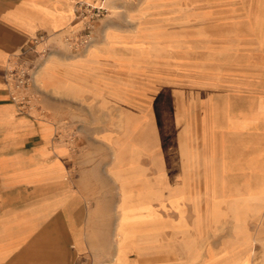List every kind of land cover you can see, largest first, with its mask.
<instances>
[{
  "label": "rangeland",
  "instance_id": "rangeland-1",
  "mask_svg": "<svg viewBox=\"0 0 264 264\" xmlns=\"http://www.w3.org/2000/svg\"><path fill=\"white\" fill-rule=\"evenodd\" d=\"M257 6L104 0L76 14L79 29L41 50L44 59L64 61L92 44L101 48L78 71L36 85L56 137L75 153L84 147L89 170L105 174L106 218L117 217L115 203L153 204L160 219L181 221L174 234L186 236L187 249L201 236L203 263L210 251H228L238 264H258L264 248V18ZM111 223L100 243L107 251ZM247 253L254 258H241Z\"/></svg>",
  "mask_w": 264,
  "mask_h": 264
},
{
  "label": "crops",
  "instance_id": "crops-1",
  "mask_svg": "<svg viewBox=\"0 0 264 264\" xmlns=\"http://www.w3.org/2000/svg\"><path fill=\"white\" fill-rule=\"evenodd\" d=\"M215 1L257 4L258 17L264 18V0ZM78 2L104 0H0V264H238L240 257L228 251H210L203 263L201 236L195 234L193 249H187L186 236L174 234L181 221L160 219L153 204L115 203L111 210L117 217L107 219L105 174L89 170L84 147L75 153L69 141L57 138V126L41 110L32 116L17 110L8 77L19 64L33 70L30 89L38 96V81L47 85L78 71L101 51L92 44L64 61L41 55L62 33L80 28ZM124 190L123 183L127 202ZM109 220L111 251L100 246ZM257 258L264 264V248Z\"/></svg>",
  "mask_w": 264,
  "mask_h": 264
},
{
  "label": "built area",
  "instance_id": "built-area-1",
  "mask_svg": "<svg viewBox=\"0 0 264 264\" xmlns=\"http://www.w3.org/2000/svg\"><path fill=\"white\" fill-rule=\"evenodd\" d=\"M91 6L95 7L94 4L78 2L75 7V12L76 14L85 15ZM90 28V23H86L82 28L83 34L81 36H83V41H87ZM8 81L9 87L12 90L11 99L20 113L32 116L36 110H41L43 112L38 104L37 96L30 89L31 73L30 67L27 64L21 63L15 70L11 71Z\"/></svg>",
  "mask_w": 264,
  "mask_h": 264
},
{
  "label": "bare ground",
  "instance_id": "bare-ground-1",
  "mask_svg": "<svg viewBox=\"0 0 264 264\" xmlns=\"http://www.w3.org/2000/svg\"><path fill=\"white\" fill-rule=\"evenodd\" d=\"M97 4H94V6H96Z\"/></svg>",
  "mask_w": 264,
  "mask_h": 264
}]
</instances>
